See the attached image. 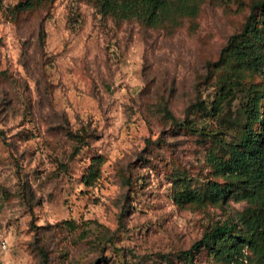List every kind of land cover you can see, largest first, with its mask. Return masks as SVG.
<instances>
[{"label":"rangeland","instance_id":"1","mask_svg":"<svg viewBox=\"0 0 264 264\" xmlns=\"http://www.w3.org/2000/svg\"><path fill=\"white\" fill-rule=\"evenodd\" d=\"M20 1L0 0V264H229L207 243L182 251L244 201L172 193L220 179L205 161L223 153L212 137L233 139L261 81L211 63L249 0H198L194 15L155 25L91 0Z\"/></svg>","mask_w":264,"mask_h":264},{"label":"trees","instance_id":"2","mask_svg":"<svg viewBox=\"0 0 264 264\" xmlns=\"http://www.w3.org/2000/svg\"><path fill=\"white\" fill-rule=\"evenodd\" d=\"M34 0H22L17 6L29 7ZM101 14L116 18L133 17L147 25L175 22L178 17L192 16L198 10V0H91ZM213 65H231L258 72L259 86L247 88V99L241 110L244 120L232 140L212 137L223 153L208 149L205 161L212 173L220 179L210 178L197 186L183 179L172 193L178 203L202 206L231 198L244 201V205L219 225H215L189 250L207 243L209 253L216 261L229 264H264V0H249V10L240 28L231 33L218 51ZM211 101L214 113L221 101L236 83L235 72H226ZM164 114L177 121L164 107ZM179 123V122H178ZM203 131V130H200ZM94 171L89 168L81 177L88 184ZM204 241V242H203ZM212 241V242H210Z\"/></svg>","mask_w":264,"mask_h":264},{"label":"built area","instance_id":"3","mask_svg":"<svg viewBox=\"0 0 264 264\" xmlns=\"http://www.w3.org/2000/svg\"><path fill=\"white\" fill-rule=\"evenodd\" d=\"M1 245L4 246V241L3 240H1Z\"/></svg>","mask_w":264,"mask_h":264}]
</instances>
